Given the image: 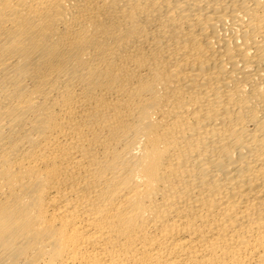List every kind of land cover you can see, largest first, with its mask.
<instances>
[{"label": "bare ground", "instance_id": "1", "mask_svg": "<svg viewBox=\"0 0 264 264\" xmlns=\"http://www.w3.org/2000/svg\"><path fill=\"white\" fill-rule=\"evenodd\" d=\"M0 264H264V0H0Z\"/></svg>", "mask_w": 264, "mask_h": 264}]
</instances>
